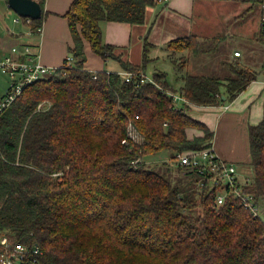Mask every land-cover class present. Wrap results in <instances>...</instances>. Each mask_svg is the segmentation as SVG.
Wrapping results in <instances>:
<instances>
[{"label":"trees","instance_id":"obj_1","mask_svg":"<svg viewBox=\"0 0 264 264\" xmlns=\"http://www.w3.org/2000/svg\"><path fill=\"white\" fill-rule=\"evenodd\" d=\"M153 4L74 0L65 14L73 63L27 86L0 115V237L37 245L41 264H264L262 218L232 195L216 207L217 189L197 186V174L182 176L181 167L166 166L161 175L145 163L212 143L213 132L188 115L189 106L178 108L172 94L197 106L224 105L258 76L240 64L223 79L181 74V60L175 88L166 72L147 75L146 53L141 65L123 61L117 47L103 42L100 24L143 25ZM43 20V13L31 20L30 30L40 31ZM84 41L104 62L117 61L121 72L85 70ZM167 47L191 53L197 41L180 38ZM122 72L153 82L135 87ZM130 123L139 144L122 143ZM190 129L201 135L189 137ZM248 144L246 190L264 196V117L249 126ZM172 170L179 175L174 184L167 179Z\"/></svg>","mask_w":264,"mask_h":264},{"label":"crops","instance_id":"obj_2","mask_svg":"<svg viewBox=\"0 0 264 264\" xmlns=\"http://www.w3.org/2000/svg\"><path fill=\"white\" fill-rule=\"evenodd\" d=\"M73 1L43 0L44 20L40 32H32L24 22L22 28L13 27L9 24V8L0 2V52H8L15 45L29 44L41 65L61 67L69 55V48L73 47L65 17ZM153 1L154 4L147 8L143 25L102 22L103 42L117 47L122 60L135 65L142 64L146 53V68L149 65L153 68L148 76L156 71L167 73L171 67L175 71V65L181 60L185 66L181 74L223 79L234 64L257 72V79L233 101L219 106L188 107V115L213 132L211 145L217 155L236 165L240 173L247 174L249 171L244 166L250 161L248 128L264 117V37L259 24L260 3L255 0ZM11 22L15 24L13 18ZM188 37L196 38L195 52H172L167 47L170 41ZM235 52L240 53L238 57L234 56ZM84 53L85 70L121 72L108 69V61L95 55L86 41ZM179 76L175 74L169 81L175 88L181 85ZM5 83L6 78L0 76L1 92ZM224 107L228 108L224 110ZM198 135L200 131L188 130L189 137Z\"/></svg>","mask_w":264,"mask_h":264},{"label":"built area","instance_id":"obj_3","mask_svg":"<svg viewBox=\"0 0 264 264\" xmlns=\"http://www.w3.org/2000/svg\"><path fill=\"white\" fill-rule=\"evenodd\" d=\"M14 22H24L30 25L31 20L18 16L14 19ZM259 23L260 31L264 37V0L261 3ZM40 31L38 30V32ZM235 56H239V53L235 52ZM73 61L74 59L71 56H67L63 66H70ZM54 69L41 65L29 44L15 45L8 52H0V76L6 78L3 92L0 93V115L22 94L27 86L52 73ZM120 74L125 82H132L135 87L153 82L143 74L133 72H122ZM171 96L173 103L178 108L183 109L186 106L193 105L183 93L172 94ZM37 108H42V105ZM227 108L224 107L223 109ZM135 118L138 119V116ZM129 142L137 144L142 142L141 135L131 123L127 127L126 138L122 143L128 144ZM168 163L173 168L181 167V173L183 174H197L199 176L197 186L202 187L208 184L210 188L217 189L216 207L222 205L226 196L232 195L253 217L263 219L264 196L256 197L246 190L251 182V177L248 174L240 173L236 165L220 158L212 145L196 152L177 153L175 159H170ZM40 255L41 250L37 245L29 247L26 244L14 241L8 236L0 237V264H41Z\"/></svg>","mask_w":264,"mask_h":264},{"label":"rangeland","instance_id":"obj_4","mask_svg":"<svg viewBox=\"0 0 264 264\" xmlns=\"http://www.w3.org/2000/svg\"><path fill=\"white\" fill-rule=\"evenodd\" d=\"M8 12L10 14V17H8L9 24H12V26L15 27V28L24 27V25H23L24 23H22V22H18V23L14 22L15 24H13L11 22L12 18L16 19V18H18V16L11 9H8ZM27 30H28V28H27ZM110 62L111 61L106 62V63H108L107 64V68L109 67L108 69H115L116 71H120V66H119L118 63H115V62H111L110 63ZM152 71H153L152 65L147 66L146 72L150 74V73H152ZM167 73H168V76H169V81L170 80L172 81L173 75H175V71H173L172 67H171V68H168ZM0 93H2V92L0 91ZM169 160H170V158H169V155L167 154V152H163V153L157 154L156 156H153V157H150V158H146L145 159V163L147 164L148 168H153L155 172L163 175L164 174L163 170H166V166L170 165L168 163ZM171 168H173V167H171ZM244 168H245L246 171L247 170L249 171L248 175H249V177L252 178V169H251L250 165L249 166L246 165V166H244ZM174 170H176V169H174ZM172 172H174V174L173 173H170V175L167 174V179H169L171 181V183H173V184L176 183V182H179L178 181V176L179 175L177 174V172L173 171V170H172ZM180 174L182 176L186 175V174L183 175V173H180ZM181 181L183 183H188L189 180L187 178L183 177V178H181ZM263 219H264V217H263Z\"/></svg>","mask_w":264,"mask_h":264},{"label":"water","instance_id":"obj_5","mask_svg":"<svg viewBox=\"0 0 264 264\" xmlns=\"http://www.w3.org/2000/svg\"><path fill=\"white\" fill-rule=\"evenodd\" d=\"M0 2L20 18L38 20L43 13L42 7L37 0H1ZM222 99H225L224 96Z\"/></svg>","mask_w":264,"mask_h":264}]
</instances>
